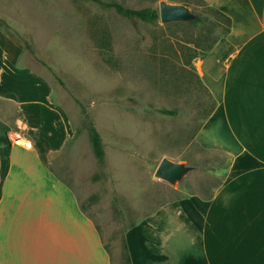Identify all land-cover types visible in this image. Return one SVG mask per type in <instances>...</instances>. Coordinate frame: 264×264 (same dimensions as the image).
<instances>
[{
	"label": "rangeland",
	"instance_id": "rangeland-1",
	"mask_svg": "<svg viewBox=\"0 0 264 264\" xmlns=\"http://www.w3.org/2000/svg\"><path fill=\"white\" fill-rule=\"evenodd\" d=\"M105 1L158 11L159 3L179 0ZM181 1L191 19L150 23L90 0H0L3 48L9 42L20 48L17 60L6 63L3 89L10 98L35 92L23 98L34 124L39 105L48 114L42 127L49 124L60 135L73 123L64 176L78 186L79 205L97 226L111 264H129L125 234L131 226L168 201L211 195L230 166L227 153L196 140L214 104L195 62L225 35L227 23L198 0ZM15 111L12 101L0 98V118L11 127ZM90 123L100 135L101 160ZM221 135L228 139L222 123L213 121L200 141L218 144ZM163 158L188 171L172 182L156 177Z\"/></svg>",
	"mask_w": 264,
	"mask_h": 264
},
{
	"label": "crops",
	"instance_id": "crops-1",
	"mask_svg": "<svg viewBox=\"0 0 264 264\" xmlns=\"http://www.w3.org/2000/svg\"><path fill=\"white\" fill-rule=\"evenodd\" d=\"M198 1L230 25L195 62L214 104L196 140L227 153L230 166L211 195L168 201L131 226L129 264H264V0ZM172 4L189 8L181 0ZM2 32L0 98L16 111L14 127L0 118V264H111L97 226L79 205L78 186L64 176L73 123L59 135L49 124L42 127L43 106H37L40 118H31L36 124L25 116L23 98L34 91L12 96L17 103L9 97L3 76L20 48L10 42L3 48ZM44 93L48 100L49 90ZM217 120L228 139L202 143L203 131ZM19 129L31 149L9 142Z\"/></svg>",
	"mask_w": 264,
	"mask_h": 264
},
{
	"label": "trees",
	"instance_id": "trees-1",
	"mask_svg": "<svg viewBox=\"0 0 264 264\" xmlns=\"http://www.w3.org/2000/svg\"><path fill=\"white\" fill-rule=\"evenodd\" d=\"M90 1L100 4L106 8H113L119 15L125 18H128V19H139L141 21L150 22V23L158 19V11L153 8L130 9V8L124 7L123 5L115 1H105V0H90ZM223 18L225 19L227 23V31H226L227 33L229 30L230 20L227 17H223ZM196 21H200V19L196 18ZM208 49L209 48H207L206 50ZM162 113L170 114V115L174 114V112L167 111V110H162ZM89 133H90V141H91L93 152L95 156L97 157V159L101 160L104 154L102 143H101L100 135L92 123H90L89 125Z\"/></svg>",
	"mask_w": 264,
	"mask_h": 264
},
{
	"label": "water",
	"instance_id": "water-1",
	"mask_svg": "<svg viewBox=\"0 0 264 264\" xmlns=\"http://www.w3.org/2000/svg\"><path fill=\"white\" fill-rule=\"evenodd\" d=\"M158 17L163 23L191 19V15L185 6L167 4L164 2L159 3ZM186 171H188V168L184 167L182 164L163 158L157 166L154 174L160 179L172 182L179 179Z\"/></svg>",
	"mask_w": 264,
	"mask_h": 264
},
{
	"label": "built area",
	"instance_id": "built-area-1",
	"mask_svg": "<svg viewBox=\"0 0 264 264\" xmlns=\"http://www.w3.org/2000/svg\"><path fill=\"white\" fill-rule=\"evenodd\" d=\"M8 140L11 144L20 145L26 149L32 148L31 140L25 135L22 130H13L8 134Z\"/></svg>",
	"mask_w": 264,
	"mask_h": 264
}]
</instances>
